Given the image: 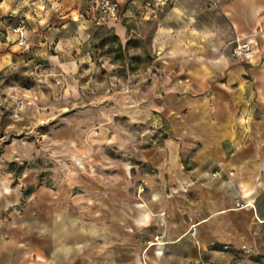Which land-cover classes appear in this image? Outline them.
Instances as JSON below:
<instances>
[{
  "label": "crops",
  "instance_id": "obj_1",
  "mask_svg": "<svg viewBox=\"0 0 264 264\" xmlns=\"http://www.w3.org/2000/svg\"><path fill=\"white\" fill-rule=\"evenodd\" d=\"M15 1L0 0V70L35 61L63 94L38 109L42 135L0 143V264H264V0H170L156 17L121 0L100 23L89 1ZM24 15L27 49L10 29ZM132 20L155 25L148 80L85 100L67 79L90 36L126 39Z\"/></svg>",
  "mask_w": 264,
  "mask_h": 264
},
{
  "label": "rangeland",
  "instance_id": "obj_2",
  "mask_svg": "<svg viewBox=\"0 0 264 264\" xmlns=\"http://www.w3.org/2000/svg\"><path fill=\"white\" fill-rule=\"evenodd\" d=\"M169 2L170 0H167L165 5ZM12 16L0 11V20ZM125 24L126 39H120L113 29L106 25L97 26L86 48V57L89 59L80 63L76 74L68 77L69 83L73 84L75 91L85 100L98 98L109 102L117 94L127 93L132 87L143 85L148 80L154 59L155 25L143 20H132ZM45 68L43 65H36L35 61L25 60L0 70V96L12 99L24 96L29 101L21 113L22 116H3V130H7V127L12 130L6 133V138L24 135L25 131L22 129L28 130L31 125L34 126V135H42L41 133L45 132L48 120L37 122V111L47 109L48 101L53 99V96L61 99L63 94L62 82L52 85L56 83L55 78L58 76L45 74ZM62 81H65L64 78ZM24 125L25 127H22ZM20 127L21 131H18Z\"/></svg>",
  "mask_w": 264,
  "mask_h": 264
},
{
  "label": "built area",
  "instance_id": "obj_3",
  "mask_svg": "<svg viewBox=\"0 0 264 264\" xmlns=\"http://www.w3.org/2000/svg\"><path fill=\"white\" fill-rule=\"evenodd\" d=\"M89 1L92 6L90 9V17L95 23L105 22L108 20H116L120 13L121 0H85ZM167 0H145L144 6L150 11L152 17L157 16V9L164 5ZM57 0H16L15 8L24 9L27 13L34 14L36 10L45 11L55 7ZM36 4V5H35ZM14 13H10L12 15ZM27 16L19 18L18 22L11 26L10 29L17 34L16 42L23 48H28L27 42ZM252 41H243L239 37H235L232 46V55L236 58L245 57L251 51ZM29 104V101L24 96L20 97H1L0 96V143L5 141L6 132L2 128V118L6 114L11 117H19L23 109ZM194 233V231H192ZM207 264H214L208 262Z\"/></svg>",
  "mask_w": 264,
  "mask_h": 264
}]
</instances>
